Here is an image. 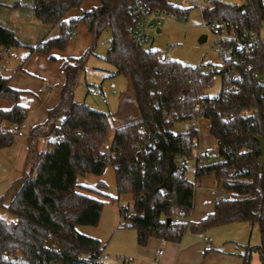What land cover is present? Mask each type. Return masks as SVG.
Wrapping results in <instances>:
<instances>
[{"label": "trees", "instance_id": "16d2710c", "mask_svg": "<svg viewBox=\"0 0 264 264\" xmlns=\"http://www.w3.org/2000/svg\"><path fill=\"white\" fill-rule=\"evenodd\" d=\"M136 1L101 0L87 12L81 11L84 0H34L29 7L45 27H59L57 37L26 47L30 55L40 54L55 62L53 53L64 52L80 26L88 29L92 44L80 57L62 63L61 98L48 111L46 122L31 130L28 169L21 186L8 204L9 192L0 197V210L17 218V222L0 220V264H89L100 255L101 243L77 228L97 227L104 203L78 192L77 178L100 177L109 165L115 172L118 196H132V208L121 211V227L136 231L138 246H147L152 238L180 243L189 232L204 234L247 223L259 227L261 242L245 246V264H250L253 253L264 264V168L259 166L261 147L256 141V137H264V82L257 77L264 73V0H244L242 7L222 2L206 7L203 18L207 25L218 23L238 37L247 34L252 38L243 44L242 52L235 51L239 64L228 62L212 73H205L201 65L163 63L159 52L136 43L129 31L136 24L129 13ZM139 1L152 11L188 13L168 0ZM73 10L80 11V16L66 20ZM106 30L111 32V46L105 61L116 75L129 81L139 114L135 122L114 125L111 115L75 100L79 77ZM0 46L24 47L13 31L2 26ZM217 75L221 77L219 95L207 96L202 112H194L198 95L206 93ZM9 82L10 78L0 76V99L15 103L10 110H0V150L13 144L29 115L18 104L22 92ZM61 118L64 120L57 126ZM193 119L210 121V134L218 147L215 163L197 166L195 184L185 179V164L193 157L199 131L174 133L180 124ZM5 123L15 130L4 127ZM41 137L51 140L46 151L37 153L35 144ZM106 144L109 152L104 150ZM209 175L232 196L221 198L206 218L191 222L196 186ZM165 183L172 188L162 189ZM98 187L106 189L102 182ZM86 191L100 194L94 189Z\"/></svg>", "mask_w": 264, "mask_h": 264}, {"label": "crops", "instance_id": "0c3cea01", "mask_svg": "<svg viewBox=\"0 0 264 264\" xmlns=\"http://www.w3.org/2000/svg\"><path fill=\"white\" fill-rule=\"evenodd\" d=\"M100 1L96 4V0H84L81 11H90L93 7L98 6ZM33 2L34 0L24 2L22 0H0V26L13 31L24 48L36 46L41 41L59 35L58 26L48 29L31 14L29 7L33 5ZM80 14V11L73 10L67 15L66 20L76 18ZM206 40V37L203 38V41ZM91 44L92 36L88 29L85 26H80L68 48L64 52L56 51L53 53V56L56 58L55 62L51 61L49 57L40 54L30 55L29 52L26 62L21 64L19 61L20 64L15 66L16 70H13L14 72L10 76H4L0 72V76L10 78L9 85L11 88L22 92L18 104L29 111L27 121L15 137L13 144L8 148L0 150V197L9 192V196L12 199L21 186L20 180L28 169L27 159L31 144V130L36 126L43 125L48 119V111L54 108L60 101L62 86L65 82V74L61 69L62 63L71 58L80 57L84 53L82 51L89 48ZM76 49H79L77 54ZM12 50L5 49L2 52L0 48V58L3 53L10 54ZM80 53L82 54L80 55ZM1 69L7 70L4 66ZM101 91L105 92L103 89ZM14 105V102L0 99V110H10ZM125 116H127L125 107H122L118 115L112 116L113 122H116L117 118H119L120 120L117 122L121 124V120L125 119ZM63 120L64 118L59 119L57 126ZM115 125L117 124L115 123ZM4 127L15 130V126L8 123H5ZM50 140L51 138L47 137L38 138L35 144V151L37 153L43 152ZM202 162L204 163L205 160ZM110 170L108 168L100 177L86 175L77 178L78 192L94 196L104 203L101 219L97 227L80 226L77 228L81 234L98 240L101 243V247L108 240L109 235L115 233L116 230H121V207L131 209L133 204V199L130 195L119 197L115 189L112 192V190L108 191V189L98 187L99 182L107 186L106 176L109 172L112 173ZM112 175L115 182L114 169ZM196 188L194 207L188 219L191 222H199L206 218L209 214L213 213L216 203L221 198L228 199L232 196L231 193L223 190L222 185L218 183L214 175L204 178ZM86 189H94L100 194L92 195ZM122 197L129 198L127 205L122 203ZM110 203L111 205H109ZM5 221L17 222V218L14 216L13 221ZM238 224H246L251 229L258 227L257 225L247 223ZM233 225L237 224L221 228ZM211 234V231L204 234L187 233L180 243H170L152 238L145 247H140L138 244L135 247L134 245V249L129 254L132 257L129 258L130 264H245V246H257L259 244V240L255 245H252L250 242L245 244L246 241L238 242L233 235L225 238H216L211 236ZM119 237L122 239V236ZM159 249L163 253L158 263H156V252ZM250 264H261L257 253L251 255Z\"/></svg>", "mask_w": 264, "mask_h": 264}, {"label": "rangeland", "instance_id": "374dc122", "mask_svg": "<svg viewBox=\"0 0 264 264\" xmlns=\"http://www.w3.org/2000/svg\"><path fill=\"white\" fill-rule=\"evenodd\" d=\"M24 1L27 0H22V2ZM181 1L182 0H168L174 8L180 9L182 8ZM198 1L200 4L204 5H207L209 1L212 3L222 2L239 7H242L244 4V0ZM98 3L99 0H96V4ZM184 16L186 17V20L183 18L164 20L162 25L158 27L161 30L160 33H157V28L149 31V40L143 44V47L147 51L166 52L171 60L182 63L186 66H198L199 64L207 66L211 63L219 68L222 65L218 58L219 46L214 45L215 35L212 32L211 26L206 25L203 14L196 7L190 6L187 15ZM205 37L207 40L203 41V38ZM261 40L264 42V28L261 30ZM110 46L111 32L110 30H106L98 41L94 53L88 57L85 70L79 77L75 90V100L87 104L95 111L109 114L111 117L113 115H118L124 105L127 116H125V119L121 120V124L135 122L139 119V114L137 107L134 104L129 81L123 76L116 75L114 68L105 61ZM170 46H173L172 51L168 50ZM0 48L2 52L5 50L4 47L0 46ZM85 51H82V53H85ZM29 52L28 48L21 47L19 49H13L10 54L3 53L0 58L1 74L4 76H10V74L14 72L13 70H16L15 66L20 64L19 61L21 64L26 62ZM78 52L79 49H76V54ZM82 53H80V55ZM2 66L6 67L7 70L4 71L1 69ZM260 77L264 78V73ZM110 85H114L115 89L111 90ZM101 89L105 90L103 98L106 99L107 104L103 103L101 97L97 95V92ZM220 91L221 77L217 75L212 87L206 91V94L210 98H214L218 96ZM117 119L120 120L119 118ZM117 121L114 122V125L115 123L121 125ZM177 129L179 130L180 127L178 126ZM198 131L199 138L193 151V157L187 160L185 164L187 167V179L193 184L196 182L195 171L197 166L203 164V162L198 163V157L201 153L207 157L205 158V163L207 164L215 163L218 160L217 141L210 134V121L207 119H200L198 123ZM44 151H46V149ZM108 168L111 169L110 171L113 173V168L110 165ZM112 173L109 172L106 176L108 182L106 183V189H108V191L112 190L113 192V189L117 191V188ZM199 184L200 183L197 185ZM10 199L9 196L6 200V204L10 202ZM128 199L129 198L122 197V203L127 205ZM109 205H111V203ZM0 216L5 220H14V216L4 209L1 210ZM210 231L212 233L211 236L216 238H225L233 235L238 242L246 241L245 244L250 242L252 245H255L259 240L260 244L258 227L251 229L246 224H237L225 228H214L209 230V232ZM189 234L192 233L189 232ZM119 236H122V239H120ZM136 244L137 233L134 229L122 227L121 230H116L115 233L108 236V240L102 246V252L107 256L105 264H123L122 260H125L130 264L131 262L129 258L132 257L129 254L131 250L134 249V245L136 247Z\"/></svg>", "mask_w": 264, "mask_h": 264}, {"label": "built area", "instance_id": "2783aa9c", "mask_svg": "<svg viewBox=\"0 0 264 264\" xmlns=\"http://www.w3.org/2000/svg\"><path fill=\"white\" fill-rule=\"evenodd\" d=\"M212 2L209 1L207 5L200 4L198 0H182L181 1V9H188L190 6L196 7L202 14L205 11L206 7L211 5ZM129 13L134 17L136 20V24L130 28V33L134 41L138 44L143 45L149 40V35L148 32L151 30H154L162 25L164 20L168 19H174V18H183L186 20V17L184 15H176L175 13L171 12H165V11H152L150 10L145 4H143L141 1L137 0L134 2L129 10ZM206 22V21H205ZM207 25V23H206ZM212 32L214 33V45L219 46V52H218V58L221 64H225L228 62H234L239 64L240 60L235 59V51L237 50L238 52H242L243 44L246 42H249L252 40V38H247L246 35L244 36H236L232 31H229L227 28L220 24L213 23L211 25ZM228 42V43H227ZM231 43H234V46H231ZM169 51L173 50V46H170L168 48ZM158 58L161 62L163 63H170L171 59L168 57L166 52H159L158 53ZM201 68L205 73H212L215 70V66L213 64H208L207 66H204L201 64ZM261 80V82H264V78H261L260 75L257 76ZM212 86L209 87V89ZM111 89H115L114 85H110ZM97 95L101 97L103 103L107 104L106 99L103 98V91H98ZM219 95V94H218ZM207 97L206 93H202L198 95V100L195 103L193 110L194 112L201 113L204 106H205V98ZM200 119H193L190 121H185L184 123L180 124L179 127L180 129L175 130L174 133L175 135L178 133L182 132H189L192 130H198V123ZM104 150L106 152L110 151V145L106 144L104 146ZM201 158L202 161L205 160L203 157V154L201 153L199 155V158ZM198 158V159H199ZM200 160V159H199ZM205 163V162H204ZM185 179H187V176L185 175ZM127 209L126 207H122L120 211H125ZM126 212L125 215L131 213ZM177 221H179L177 219ZM162 250L159 249L156 252V259L155 262L158 263L159 258L162 255ZM107 260V256L104 255V253H100L97 257L89 261V264H105Z\"/></svg>", "mask_w": 264, "mask_h": 264}, {"label": "water", "instance_id": "95a60500", "mask_svg": "<svg viewBox=\"0 0 264 264\" xmlns=\"http://www.w3.org/2000/svg\"><path fill=\"white\" fill-rule=\"evenodd\" d=\"M157 32L160 33V29H158ZM256 141L260 144V147H261V158L259 160V166H260V169L262 170L264 168V137L258 136V137H256ZM170 164H171L172 170L175 171L176 170V164H175L173 156L170 157ZM161 188L162 189H165V188L171 189L172 186L169 183H165ZM168 222H170V220Z\"/></svg>", "mask_w": 264, "mask_h": 264}, {"label": "snow or ice", "instance_id": "6c2138e0", "mask_svg": "<svg viewBox=\"0 0 264 264\" xmlns=\"http://www.w3.org/2000/svg\"><path fill=\"white\" fill-rule=\"evenodd\" d=\"M4 218L3 217H0V220H3Z\"/></svg>", "mask_w": 264, "mask_h": 264}]
</instances>
